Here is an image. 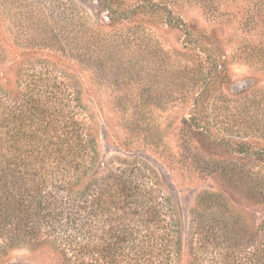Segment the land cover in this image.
<instances>
[{"label": "rangeland", "instance_id": "obj_1", "mask_svg": "<svg viewBox=\"0 0 264 264\" xmlns=\"http://www.w3.org/2000/svg\"><path fill=\"white\" fill-rule=\"evenodd\" d=\"M108 3L119 13L137 4L165 10L119 21ZM177 16L213 35L225 64V78H216L220 85L204 102V132L183 120L209 58L186 47L183 32L169 24ZM64 22L79 31L65 32ZM24 40L35 50L57 48L59 68L92 117L101 166L143 162L154 171L180 218L183 264L196 252L201 214H210L196 206L201 194L218 198L216 214L238 219L240 242L262 229L264 52L257 45L264 43V0H0V48L30 51ZM1 61L7 66L8 56ZM227 138L247 152L230 150ZM0 255V264H59L27 240L2 244Z\"/></svg>", "mask_w": 264, "mask_h": 264}, {"label": "trees", "instance_id": "obj_2", "mask_svg": "<svg viewBox=\"0 0 264 264\" xmlns=\"http://www.w3.org/2000/svg\"><path fill=\"white\" fill-rule=\"evenodd\" d=\"M112 5L104 7L117 12L119 21L128 13L158 17L165 10L137 4L119 13ZM169 24L183 32L186 47L209 58L208 75L183 120L204 132V102L220 85L216 78H225L222 53L215 54L213 35L181 16ZM61 25L65 32L79 31ZM24 42L30 51L18 48L13 55L12 44L5 43L8 51L0 48V247L32 241L47 247L59 264H183L180 218L154 171L143 162L103 168L92 117L59 68L57 48L48 45L45 52ZM261 44L257 52H264ZM28 57L34 61L24 65ZM227 139L230 150L247 152ZM218 203L214 194L198 196V210L209 208L210 214L200 216L197 249L188 264H264V224L249 244L242 243L238 219L216 214Z\"/></svg>", "mask_w": 264, "mask_h": 264}]
</instances>
